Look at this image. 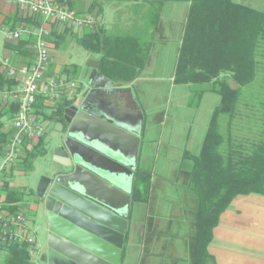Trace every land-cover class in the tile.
I'll list each match as a JSON object with an SVG mask.
<instances>
[{"label":"crops","instance_id":"crops-1","mask_svg":"<svg viewBox=\"0 0 264 264\" xmlns=\"http://www.w3.org/2000/svg\"><path fill=\"white\" fill-rule=\"evenodd\" d=\"M160 1L66 0L75 10L94 17V30L101 31L109 37H128L141 43V57L138 65L140 68L137 67L138 77L126 85L115 84V87L110 88L107 93L106 103L103 105L107 110L121 117H126L131 114L130 112L142 111L143 126L136 172L138 168L152 172L146 201H134L132 191L121 264H264V194L250 193L236 196L221 214L209 242L203 243L199 241L198 198L191 186L190 179L194 167L193 157L200 152L197 154L191 151L187 142L181 146V149L147 148L150 146L149 142L154 144L156 141L152 140L150 135L146 136V133L149 128L154 129L155 123L152 116L155 111H158V108L155 105H148L145 95L143 96V90L149 89V87L145 88L140 85L143 81L152 80L151 76L158 74H167L168 79L174 81L179 50L191 4V0H164L162 3ZM233 1L264 12V0ZM42 25L48 29L46 38L49 47H51L50 50L53 51L51 61L53 66L63 70L65 66L77 65L82 73L81 80H85L83 87L78 83L81 89L74 98L75 101L72 104L74 105L89 92L87 79L91 68L88 66L89 74L84 73L81 65L70 62L69 54L63 49L69 43L82 47L78 44L77 39L84 35L89 28L75 29L57 22L44 24V21L37 15L21 11L17 4L0 0V57L9 58L15 66L32 61L35 57L33 45L36 34ZM66 28H71L73 34H64ZM18 30L22 31V36L19 39L9 38L10 32ZM53 31L62 34L60 39L64 45L59 49H54L49 39ZM21 42H25L22 49L18 48ZM57 50L62 53H57ZM94 57L98 60L97 54ZM0 74H4L1 66ZM21 78V73L13 78L16 85ZM178 86H188L189 90L191 89L186 84ZM231 86L235 87L236 84L231 82ZM6 90L9 89L0 90L1 106L6 103L16 104L12 98L4 99L2 97V92ZM208 93L211 92L204 93L202 101ZM217 95L219 104L221 97L219 94ZM201 104L198 106L201 107ZM218 104L214 106L213 110ZM177 117L175 118L177 119ZM211 117L207 122L206 132ZM8 121L5 118L3 120L6 125ZM42 121L47 127L51 119L48 121L42 119ZM148 122L153 123L148 127ZM58 123L61 125L60 132L64 135L69 124L67 122L66 124ZM64 126L66 130H64ZM37 142L25 145L24 156L26 155L25 149L28 151L38 150L45 144H40L37 148L35 147ZM45 150L46 153L42 157L46 160L50 157L51 148ZM3 152L0 155V161ZM22 159L10 167L7 172L8 176H12V188L31 187L35 189L41 172L35 178L31 177L30 180L19 182L18 175L26 174L32 170L28 167L29 161H22ZM18 163L21 164L17 167ZM134 184L135 178L133 189ZM5 197L6 195L0 192V208ZM15 205L19 207L18 213L24 214L29 219V233L34 234L39 244L37 257L31 255L32 260L34 264H44L41 262L40 256L45 244V235L43 229L38 227L40 220L35 214L33 199H24ZM5 255L6 248H0V264L3 263Z\"/></svg>","mask_w":264,"mask_h":264},{"label":"trees","instance_id":"trees-1","mask_svg":"<svg viewBox=\"0 0 264 264\" xmlns=\"http://www.w3.org/2000/svg\"><path fill=\"white\" fill-rule=\"evenodd\" d=\"M56 1L74 9L66 0ZM64 34H73V30L66 28ZM61 36L53 31L49 37L54 49L64 45ZM77 42L98 55V71L116 85L129 84L138 77L141 43L136 39L109 37L88 29ZM24 46L25 42H21L18 48ZM50 67L48 72L53 75ZM79 73L77 65L62 70L64 77L73 80ZM231 82L236 86H231ZM174 83L190 86L192 105L198 106L205 92L221 97L213 110L202 149L193 157L190 178L198 198L199 241L209 242L221 214L236 196L264 194V12L233 0H191ZM15 85L12 77L0 74V90ZM80 89L78 86L77 92ZM74 98L49 102L41 95L35 104V114L66 124L65 111ZM17 110V103L0 104V155L11 138L3 120H10ZM42 139L35 147H39ZM25 150L22 161L46 153L42 148ZM151 174L138 168L134 201L147 200ZM4 194L0 211L16 214L19 207L15 203L26 197L33 199L34 189L10 187ZM2 264H34V261L26 244H11L6 247Z\"/></svg>","mask_w":264,"mask_h":264},{"label":"water","instance_id":"water-1","mask_svg":"<svg viewBox=\"0 0 264 264\" xmlns=\"http://www.w3.org/2000/svg\"><path fill=\"white\" fill-rule=\"evenodd\" d=\"M89 92L68 107L66 134L51 148L33 204L44 264H121L138 163L143 114L107 110L115 83L91 60Z\"/></svg>","mask_w":264,"mask_h":264},{"label":"built area","instance_id":"built-area-1","mask_svg":"<svg viewBox=\"0 0 264 264\" xmlns=\"http://www.w3.org/2000/svg\"><path fill=\"white\" fill-rule=\"evenodd\" d=\"M18 5L21 11L37 15L46 22L66 24L75 29H94L92 15L81 13L56 0H5ZM48 29L42 25L33 45L34 60L15 66L7 57H0V66L8 77L22 78L12 89L2 92L4 99L12 98L18 104V110L7 123L11 138L6 144L0 161V192L4 186L10 167L24 157L27 143H35L46 134V126L35 115V104L41 95L49 102L63 98H74L78 91V82L64 76L50 75L51 51L46 38ZM22 31H12L9 38L19 39ZM29 219L22 213L0 211V248L11 244H26L30 254L37 257L39 244L34 234L29 233Z\"/></svg>","mask_w":264,"mask_h":264},{"label":"rangeland","instance_id":"rangeland-1","mask_svg":"<svg viewBox=\"0 0 264 264\" xmlns=\"http://www.w3.org/2000/svg\"><path fill=\"white\" fill-rule=\"evenodd\" d=\"M51 48V47H50ZM69 54V60L72 63H78L81 65L84 73L89 72L88 64L91 60H94L95 54L89 52L83 47L73 45L69 43L67 47H64ZM51 51V61L53 59L52 49ZM57 53H62L60 50ZM65 54V52H63ZM96 60V59H95ZM51 62L50 71L57 76L62 75V70L55 68ZM89 74V73H88ZM153 79L150 81H143L140 86L149 87V89L143 90V96L145 95V100L149 106H157L158 111L153 114L154 129L149 128L147 135L155 143L149 142L150 146L148 149H181V146L188 143L189 149L196 152H200L204 135L206 132L207 122L211 117L213 108L218 104L219 96L216 93H208L203 101L201 100L200 106L190 104L191 91L188 86H178L173 80L168 79L167 74H158L151 76ZM82 79V73L77 75L76 80L81 87L84 86L85 80ZM159 106V107H158ZM154 108V107H153ZM156 108V107H155ZM37 115V114H36ZM39 116V115H37ZM178 116V117H177ZM44 121H48L43 115L40 116ZM177 117V119L175 118ZM182 121H181V120ZM153 122H148L149 127ZM60 124L54 120L46 127L47 133L42 139L43 149L53 148L59 140L62 138ZM64 130L66 127L64 126ZM38 143V142H37ZM32 166V170L28 171L26 174L18 175L19 182H25L26 179L31 177L35 178L39 175L45 165V158L40 156H35L30 159L29 167ZM12 176L6 175L4 186L1 190L5 193L7 189L12 188ZM30 197H26L25 200H29Z\"/></svg>","mask_w":264,"mask_h":264},{"label":"flooded vegetation","instance_id":"flooded-vegetation-1","mask_svg":"<svg viewBox=\"0 0 264 264\" xmlns=\"http://www.w3.org/2000/svg\"><path fill=\"white\" fill-rule=\"evenodd\" d=\"M67 130H68V128H67ZM67 130L65 131V134H66Z\"/></svg>","mask_w":264,"mask_h":264}]
</instances>
